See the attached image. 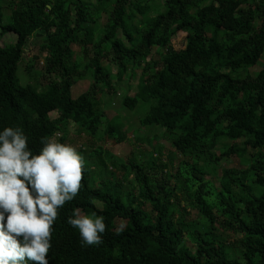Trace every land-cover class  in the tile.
Returning a JSON list of instances; mask_svg holds the SVG:
<instances>
[{"label":"trees","instance_id":"obj_1","mask_svg":"<svg viewBox=\"0 0 264 264\" xmlns=\"http://www.w3.org/2000/svg\"><path fill=\"white\" fill-rule=\"evenodd\" d=\"M8 32L17 41L0 45V129L21 128L38 153L42 138L74 145L75 126L90 147L79 192L58 209L48 264H264V63L250 70L264 56V0H0V34ZM37 32L45 41L22 71ZM179 32L187 42L175 49ZM135 70L137 89L122 103H151L137 119L164 129L156 138L172 144L169 163L156 147L120 162L100 142L127 138L123 117L106 119L102 94L118 97ZM232 155L246 165L217 166ZM208 167L221 172L218 185ZM108 169L115 182L103 177ZM119 184L130 186L129 203L110 192ZM76 207L104 216L99 245L82 246L67 222Z\"/></svg>","mask_w":264,"mask_h":264},{"label":"clouds","instance_id":"obj_2","mask_svg":"<svg viewBox=\"0 0 264 264\" xmlns=\"http://www.w3.org/2000/svg\"><path fill=\"white\" fill-rule=\"evenodd\" d=\"M41 143L34 153L21 128L0 129V264H48L58 209L80 190L83 159L77 148L54 138ZM67 222L78 229L82 246L102 242L103 215L76 207ZM123 229L121 224L117 232Z\"/></svg>","mask_w":264,"mask_h":264},{"label":"rangeland","instance_id":"obj_3","mask_svg":"<svg viewBox=\"0 0 264 264\" xmlns=\"http://www.w3.org/2000/svg\"><path fill=\"white\" fill-rule=\"evenodd\" d=\"M17 41V35L13 32H8L4 35L0 34V45H7L10 43H14ZM45 41V34L42 32H37L35 35L31 36L27 40V44L25 47V60L20 66V70L24 71L25 66L27 65V62H29V59H32L35 55H37L40 51V44ZM173 46L175 49H182L186 46V32H179L175 35L173 38ZM264 63V56L261 57L259 62L250 68V70L253 73L259 72L263 66ZM109 68H111L112 72H116V66L114 64L108 63ZM244 73V72H243ZM140 77V70H135L132 72H129L126 74L124 80L119 84V95L113 96V95H105L104 93L102 96L104 97L103 105L106 109V119L109 121L114 116L120 115L124 118V124H122V130L126 134V139L124 142H116V139L110 138L109 136H105V138L100 141L104 148L110 149L112 152L116 154V159H120V162L126 161L128 153L131 151V149H135V151H139L140 149H148L151 150L154 147L161 148V157L164 162H171V153L173 150L172 144L164 138L161 140H158L156 138V134L163 135L164 129L157 126L154 127L151 130H148L146 127H141L139 120L137 117L141 118L143 115H145L151 105L149 102H140L138 106L134 109H129L126 107L123 103L120 95H125L128 92L130 94L134 93L137 89L138 82ZM92 78L90 75L86 77V79L80 80L73 88H72V95L74 97H77L82 92L86 91V89L89 87V83H91ZM39 84V82L37 81ZM41 87V86H40ZM105 95V96H104ZM104 125H107L106 122H104ZM75 126H72L73 132L69 133V137H72L74 139L73 144L76 148H78V151L80 154H82L83 159L87 160L89 155L88 152L90 151V147L87 145L85 146L82 142L83 135L79 133L77 130L74 129ZM139 128V132L137 135L134 134V130ZM104 134H102L100 137L102 138ZM138 137V138H137ZM227 142V140H222L217 148V153H220V151L223 150L224 144ZM100 144V143H98ZM97 145V144H96ZM95 145V146H96ZM80 148H82L80 150ZM88 151V152H87ZM178 154V153H177ZM181 155L178 154L177 159H175L172 163V170L176 171V168L179 163V159H181ZM90 160V157H89ZM247 160L245 158L239 157L237 155H232L231 157H228L225 162L221 161L217 164V166L220 167H226L228 165H231L232 167L241 168L246 165ZM169 169V168H168ZM209 174L206 176L208 179L214 180V182L218 185L219 184V177L221 175V172H215L211 169V167H208ZM110 170H106L102 172L103 177L106 181H111L112 179L110 177ZM95 174L99 173H94ZM119 178H121V173H118ZM185 176V175H184ZM183 176V177H184ZM134 177L131 175V179ZM99 181H96V184H98ZM110 192H112L115 195L120 196L126 203L130 202L131 197V188L129 185L125 186L123 184H119L118 186H112L110 188ZM178 194L181 196L180 201L182 204L187 205V199L183 197V192L178 190ZM137 203V201H136ZM188 206V205H187ZM188 208H191L188 206ZM82 214L84 212L81 210ZM190 213L192 217H196V211L194 209H190ZM117 227H119L123 223V220L116 219ZM229 237H232V235H229ZM233 239V238H231Z\"/></svg>","mask_w":264,"mask_h":264},{"label":"bare ground","instance_id":"obj_4","mask_svg":"<svg viewBox=\"0 0 264 264\" xmlns=\"http://www.w3.org/2000/svg\"><path fill=\"white\" fill-rule=\"evenodd\" d=\"M102 131H103V130H102ZM57 135H60V134L58 133ZM114 139H115V138H114ZM124 141H125V140H124ZM124 141H123V142H124ZM77 149H78V148H77ZM88 158H89V157H88Z\"/></svg>","mask_w":264,"mask_h":264}]
</instances>
